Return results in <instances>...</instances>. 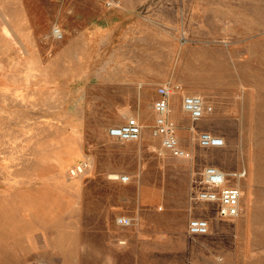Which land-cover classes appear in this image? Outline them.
<instances>
[{
  "label": "rangeland",
  "instance_id": "rangeland-1",
  "mask_svg": "<svg viewBox=\"0 0 264 264\" xmlns=\"http://www.w3.org/2000/svg\"><path fill=\"white\" fill-rule=\"evenodd\" d=\"M163 85L188 159L152 136ZM209 166L247 170L237 218L195 199ZM0 264H264V0H0Z\"/></svg>",
  "mask_w": 264,
  "mask_h": 264
},
{
  "label": "built area",
  "instance_id": "built-area-1",
  "mask_svg": "<svg viewBox=\"0 0 264 264\" xmlns=\"http://www.w3.org/2000/svg\"><path fill=\"white\" fill-rule=\"evenodd\" d=\"M63 4H69L73 0H59ZM54 36L57 39L63 38V32L55 27ZM173 88L163 85L158 88L159 98L154 102L155 123L151 130L152 136L161 138L162 148L177 158L188 159L189 152L180 143L177 127L170 119V98ZM182 109L193 124L203 120L213 113V106L208 104L199 95H186L182 98ZM143 127L136 118L128 120L109 130V136L119 142H135L141 139ZM198 141L203 148H223L226 145L223 137L214 135L209 131H203L198 136ZM90 168L89 162L83 161L70 170L71 177H79ZM247 170L241 168L234 172H224L218 167L209 166L203 170V189L195 194L199 202L214 203L218 207V216L223 219L237 218L241 212V201L243 191L238 185L247 176ZM109 178L114 181L128 183L131 177L126 174H111ZM132 220L128 217L119 218V223L129 225ZM209 222L206 219H193L188 224V232L191 235H206L209 233Z\"/></svg>",
  "mask_w": 264,
  "mask_h": 264
},
{
  "label": "bare ground",
  "instance_id": "bare-ground-1",
  "mask_svg": "<svg viewBox=\"0 0 264 264\" xmlns=\"http://www.w3.org/2000/svg\"><path fill=\"white\" fill-rule=\"evenodd\" d=\"M55 29V28H54ZM240 187H241V185L240 184H238ZM240 216V215H239Z\"/></svg>",
  "mask_w": 264,
  "mask_h": 264
},
{
  "label": "crops",
  "instance_id": "crops-1",
  "mask_svg": "<svg viewBox=\"0 0 264 264\" xmlns=\"http://www.w3.org/2000/svg\"><path fill=\"white\" fill-rule=\"evenodd\" d=\"M170 104H171V99H170Z\"/></svg>",
  "mask_w": 264,
  "mask_h": 264
}]
</instances>
